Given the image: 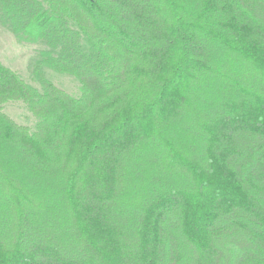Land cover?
<instances>
[{"label": "trees", "instance_id": "obj_1", "mask_svg": "<svg viewBox=\"0 0 264 264\" xmlns=\"http://www.w3.org/2000/svg\"><path fill=\"white\" fill-rule=\"evenodd\" d=\"M0 26L42 47L41 91L0 62V264H264V0H0Z\"/></svg>", "mask_w": 264, "mask_h": 264}, {"label": "rangeland", "instance_id": "obj_2", "mask_svg": "<svg viewBox=\"0 0 264 264\" xmlns=\"http://www.w3.org/2000/svg\"><path fill=\"white\" fill-rule=\"evenodd\" d=\"M41 48L39 44L23 41L0 26V62L15 71L25 83L38 91H41V87L30 71ZM43 75L59 89L73 97H78L79 85L76 78L55 73L47 68L43 69ZM2 110L17 124L27 126L31 130L34 129L37 119L23 103L8 102L3 105Z\"/></svg>", "mask_w": 264, "mask_h": 264}]
</instances>
